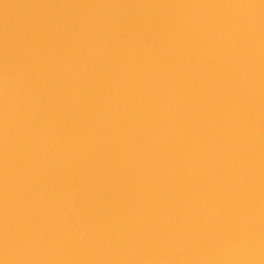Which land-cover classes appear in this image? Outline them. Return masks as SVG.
<instances>
[{"label":"water","instance_id":"water-1","mask_svg":"<svg viewBox=\"0 0 264 264\" xmlns=\"http://www.w3.org/2000/svg\"><path fill=\"white\" fill-rule=\"evenodd\" d=\"M0 264H264V0H0Z\"/></svg>","mask_w":264,"mask_h":264}]
</instances>
